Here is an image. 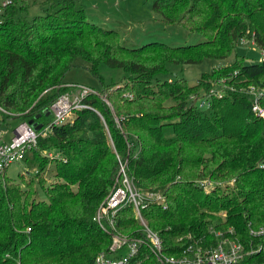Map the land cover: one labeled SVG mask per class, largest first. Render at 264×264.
Wrapping results in <instances>:
<instances>
[{"label": "trees", "instance_id": "1", "mask_svg": "<svg viewBox=\"0 0 264 264\" xmlns=\"http://www.w3.org/2000/svg\"><path fill=\"white\" fill-rule=\"evenodd\" d=\"M45 3L46 13L30 22L20 17L27 0L0 9L1 120L47 123L49 107L72 91L63 80L77 59L89 64L100 90L26 153L23 162L33 174L16 182L0 173V264H94L109 237L93 217L118 177L117 156L127 160L135 186L164 196L165 209L147 205L142 215L167 255L189 247L209 251L223 239L264 245L250 234L264 226V123L252 114L248 94L250 87L260 93L264 108V61L245 65L236 55L195 85L158 78L167 64L226 60L241 40L264 50V0H153L166 25L204 41L135 48L118 30L90 20L82 0ZM102 65L123 71L127 84H105ZM216 74L230 78L220 97L207 94ZM205 180L213 183L207 192L199 186ZM119 225L123 233L137 229L131 208L119 214Z\"/></svg>", "mask_w": 264, "mask_h": 264}, {"label": "built area", "instance_id": "2", "mask_svg": "<svg viewBox=\"0 0 264 264\" xmlns=\"http://www.w3.org/2000/svg\"><path fill=\"white\" fill-rule=\"evenodd\" d=\"M11 1L1 0L0 9L8 6ZM260 61H264V50L260 53ZM91 92V89L83 88L76 95H60L46 112L50 116L47 123L33 120L35 126L32 127L28 122H19L9 141L4 140L0 132V173L13 163L22 162L26 153L36 148L39 137H45L54 127L71 121L75 112L85 109L87 106L84 105L83 98ZM211 94L221 96L218 91ZM248 94L253 97L252 114L264 123V108L259 104L260 93L250 87ZM204 106L207 107L208 104L201 102L200 107ZM43 155L50 159L58 157L53 152H44ZM117 160L118 177L114 181L113 189L93 217V221L109 237L107 249L95 257L94 264H264V245L245 247L239 241L228 239L219 240L209 251L189 247L183 255H167L163 251L159 234L148 226L142 215V210L147 205L155 204L165 209L164 196L159 192L143 191L135 186L127 174V160L119 157ZM199 186L207 192L213 183L202 181ZM125 208H131L137 221V229L131 234L120 230L119 214ZM250 234L264 240V226L250 230ZM261 256L263 261H258Z\"/></svg>", "mask_w": 264, "mask_h": 264}, {"label": "rangeland", "instance_id": "3", "mask_svg": "<svg viewBox=\"0 0 264 264\" xmlns=\"http://www.w3.org/2000/svg\"><path fill=\"white\" fill-rule=\"evenodd\" d=\"M27 3L28 10L26 13L21 14L20 17L28 22L36 16L44 15L46 13L45 10L48 8L45 0H27ZM82 4L90 20L95 21L94 23L96 24L102 22L104 26L100 25L105 29L118 30L121 40L130 48H135L148 42H159L172 47H179L204 41L201 35L188 33L175 25H166L161 20V17L152 10L153 0H82ZM246 41L241 40L235 51L226 60L205 59L203 62L194 65L167 64L165 66L166 72L159 74L158 78L169 82L176 78H182L189 85H195L204 73H212L213 70L230 66L234 63L236 55L244 58L245 65L260 62L261 50L254 46L253 43ZM161 55L162 53L149 55L148 58L153 59L155 57L158 59ZM88 67L89 64L82 59L75 61L74 68L65 75L63 80L67 85L73 86L72 91L68 93L76 95L82 92L83 88L91 89L94 92L100 90L99 80L92 76ZM99 73L103 77L105 84L114 82V87H122L128 82V76L119 69H111L102 65ZM222 76L214 75L213 80H217V82L212 84L207 94L213 91L222 93L228 89L224 83L230 78ZM219 85H222V87ZM191 99L194 102L196 98L191 97ZM202 100L203 98L198 99L197 104L199 106ZM167 104H171V102ZM2 113L3 111L0 109V132L3 139L9 141L14 128L19 124V120L12 118L1 120ZM26 172L33 174L35 170L26 166L22 161L10 165L5 174L7 178L20 182L19 176ZM219 184L223 183L220 182ZM35 189L38 192V198H44L37 184Z\"/></svg>", "mask_w": 264, "mask_h": 264}, {"label": "water", "instance_id": "4", "mask_svg": "<svg viewBox=\"0 0 264 264\" xmlns=\"http://www.w3.org/2000/svg\"><path fill=\"white\" fill-rule=\"evenodd\" d=\"M192 105H193V104H192ZM37 117H38V116H37ZM28 123H29L32 127L35 126V123H33V120L29 121ZM38 128H39V126H37L36 129H38Z\"/></svg>", "mask_w": 264, "mask_h": 264}]
</instances>
